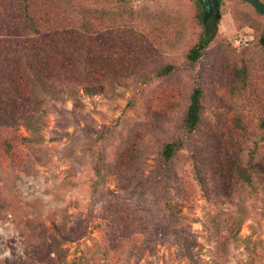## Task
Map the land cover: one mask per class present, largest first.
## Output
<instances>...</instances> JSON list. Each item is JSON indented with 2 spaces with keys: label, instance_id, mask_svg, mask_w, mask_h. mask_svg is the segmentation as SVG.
Returning <instances> with one entry per match:
<instances>
[{
  "label": "rangeland",
  "instance_id": "rangeland-1",
  "mask_svg": "<svg viewBox=\"0 0 264 264\" xmlns=\"http://www.w3.org/2000/svg\"><path fill=\"white\" fill-rule=\"evenodd\" d=\"M74 1L125 9L120 31L94 37L124 72L97 94L41 92L29 141L12 159L0 148V264H264V16L221 0L188 69L206 23L197 1ZM166 64L175 70L157 77ZM195 83L200 124L164 163Z\"/></svg>",
  "mask_w": 264,
  "mask_h": 264
},
{
  "label": "trees",
  "instance_id": "trees-1",
  "mask_svg": "<svg viewBox=\"0 0 264 264\" xmlns=\"http://www.w3.org/2000/svg\"><path fill=\"white\" fill-rule=\"evenodd\" d=\"M196 7L200 11L197 2ZM124 12L117 6L111 16L101 8L76 5L74 0H0V148L6 156L14 158L16 142L29 141V133L37 128L41 92L72 95L83 88L97 94L103 81L122 76L124 57L113 46L101 48L94 37L100 27L120 31L125 26ZM215 24L210 19L202 24L196 44L185 55L188 69L195 68L204 55ZM260 44L264 48V34ZM174 70V65L166 64L155 75L167 76ZM203 108V89L195 83L182 119L183 137L162 146V162L171 161L184 138L195 132ZM20 128L26 136H21ZM239 174L243 183L251 185L245 169H239ZM167 210L169 219L175 220L174 208L168 205Z\"/></svg>",
  "mask_w": 264,
  "mask_h": 264
},
{
  "label": "water",
  "instance_id": "water-1",
  "mask_svg": "<svg viewBox=\"0 0 264 264\" xmlns=\"http://www.w3.org/2000/svg\"><path fill=\"white\" fill-rule=\"evenodd\" d=\"M199 4L202 15L203 22L207 21V17L213 8H217L219 6V0H195ZM249 5H251L255 10L260 12L264 16V4H262L259 0H242Z\"/></svg>",
  "mask_w": 264,
  "mask_h": 264
},
{
  "label": "flooded vegetation",
  "instance_id": "flooded-vegetation-1",
  "mask_svg": "<svg viewBox=\"0 0 264 264\" xmlns=\"http://www.w3.org/2000/svg\"><path fill=\"white\" fill-rule=\"evenodd\" d=\"M214 13H215V10H213V11H212V13H211V15H210L209 19H211V18H212V16L214 15ZM209 19H208V20H209Z\"/></svg>",
  "mask_w": 264,
  "mask_h": 264
}]
</instances>
